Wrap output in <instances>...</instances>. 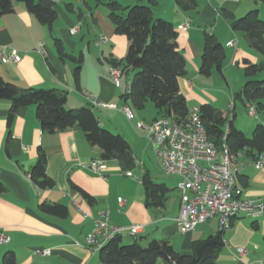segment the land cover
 Segmentation results:
<instances>
[{"label":"crops","instance_id":"obj_1","mask_svg":"<svg viewBox=\"0 0 264 264\" xmlns=\"http://www.w3.org/2000/svg\"><path fill=\"white\" fill-rule=\"evenodd\" d=\"M52 1L55 3L57 0ZM160 2L148 0L147 4L152 8L154 18L167 20L176 29V44L186 61V75L179 79V89L188 109L199 108L202 104L216 108L218 103L217 97L210 93L211 89L202 86L204 81L199 75L205 34H212L225 48L221 75L225 81L226 64L240 62L242 71L243 60L263 64L253 53L256 51L250 48L246 36L233 32L221 14L224 10L239 18L257 8L264 22L260 16L262 3L256 0H196V8L185 12L173 0H164V4ZM137 3L146 2L136 0ZM55 10L57 19L51 29L41 24L21 3H15L12 13L0 17V53L7 54L13 50L20 56L16 63H2L0 59V78L20 89L65 91L67 109L91 107L103 129L121 135L128 142L131 164L123 169L116 160H111L105 162L101 173L83 169L79 164L99 160L100 151L89 145L79 127L44 133L37 122L34 106H27L18 108L8 128L6 118L10 103L1 100L0 183L5 190L0 194V234L7 236L8 241L0 242V264L7 252H13L15 264H101L98 250L86 245V237L92 229L91 218L101 210L108 211L110 224L117 227L130 224L143 226V232L136 237L123 232V244L137 243L145 247L152 240H162L175 251L189 252L192 242L220 232V222L215 217L188 234L179 232L175 223L180 206L179 194L170 195V176L165 175L163 182L153 181L154 172L149 167L158 166L156 156L145 134L136 129L138 122L151 123L160 115L156 112L157 115L145 120L147 116L143 112L146 106L142 110L132 107L134 111L129 108L131 103L125 96L131 80L130 73H127L124 83L122 74L118 83L110 78L108 59L122 56L123 45L128 46L127 40L118 37L105 14L98 11L92 24L98 31L99 42L95 52L90 53L82 45L85 36L77 35L82 18H76L75 11L66 10L62 4H56ZM186 23L189 24L186 31L177 28ZM57 41L62 46V52L57 50ZM229 42L234 43L227 46ZM76 67H79L77 80L74 75ZM226 84L228 86L227 81ZM90 96L116 108L93 107L87 100ZM123 107L131 110V120L122 113ZM146 111L149 112V109ZM219 111L227 116L228 110ZM235 116L234 109L233 122L236 126ZM261 123L264 124V121ZM39 149L46 156V173L52 180V188L47 191L39 190L30 179V170L36 163ZM251 162L252 158L245 153L234 157L232 173L236 186L241 190L243 199H263L264 170L254 169ZM135 167L140 169V179L135 174L130 176ZM145 175L152 183L163 184L168 189L158 207L145 203L146 195L141 183ZM175 182L172 186L179 193ZM74 186L93 197L94 203L89 205L73 189ZM119 198L123 199L122 204L118 202ZM44 202L64 206L66 216L60 218L42 213L39 206ZM222 238L224 244L218 253L219 264H264V215L258 220L235 217L229 230L222 232ZM237 248H243L245 255L240 256ZM38 250H48L50 254L41 255Z\"/></svg>","mask_w":264,"mask_h":264},{"label":"trees","instance_id":"obj_2","mask_svg":"<svg viewBox=\"0 0 264 264\" xmlns=\"http://www.w3.org/2000/svg\"><path fill=\"white\" fill-rule=\"evenodd\" d=\"M182 11H193L196 0H173ZM264 4V0H256ZM15 3H21L41 24L51 29L57 19L55 3L52 0H0V17L13 12ZM108 19L114 33L125 36L128 46L124 58L108 59L110 68L118 69L120 75L132 73L125 96L136 110H142L151 103L160 115L159 118L180 122L187 115L188 108L179 89V79L186 75V61L176 44L177 32L172 23L154 18L152 8L142 4L122 6L117 0L106 4ZM222 16L229 22L233 32L243 33L252 50L264 55V22L257 8H252L243 16H234L224 10ZM59 52L62 46L56 42ZM225 48L212 34H205L200 56L199 75L209 77L213 71L222 75L225 61ZM121 64L123 66H121ZM261 64L243 60L245 81L236 97L243 106L252 105L257 115L264 116V76ZM79 67L74 75L78 79ZM67 94L60 90L20 89L0 78V101L10 103L6 124L9 128L18 108L34 106L39 127L44 133L63 132L79 127L86 141L100 151L104 162L116 160L123 169L131 164L128 142L119 134L101 127L92 108L67 109ZM230 112L224 116L210 104L199 106L200 118L209 140L221 150L223 145L235 157L245 153L252 160L264 152V124L258 122L251 137H247L234 125L235 99ZM30 179L39 190L52 188V180L46 173V156L38 150L36 163L30 170ZM146 195V204L156 207L162 204L168 189L163 184L152 183L148 176L141 179ZM245 183V182H244ZM89 204L93 197L73 187ZM5 188L0 183V194ZM39 210L47 215L64 218L67 210L58 204L42 203ZM222 231L209 235L203 240L191 243L189 252H178L166 241L152 240L145 247L137 243L123 244L121 236H115L98 249L101 264H219L218 253L223 247ZM2 264H15L13 252L4 254Z\"/></svg>","mask_w":264,"mask_h":264},{"label":"built area","instance_id":"obj_3","mask_svg":"<svg viewBox=\"0 0 264 264\" xmlns=\"http://www.w3.org/2000/svg\"><path fill=\"white\" fill-rule=\"evenodd\" d=\"M189 24H183L177 28L186 31ZM74 33V31H71ZM234 42L227 43V46ZM2 63L18 62L20 56L16 51L0 53ZM110 78L118 83L120 71L110 68ZM93 107L113 108L87 98ZM232 107V106H231ZM128 120L133 114L128 107L121 109ZM248 114L257 117L252 105L248 106ZM137 131L145 134V138L151 144L159 169L167 176L177 178V190L179 192V212L175 223L181 234H188L195 228L217 217L221 231L229 230L232 219L237 216L258 220L264 215L263 199H243L241 190L237 188L232 173L234 157L231 156L223 145L221 150L209 140L203 127L199 108L188 109L184 120L180 122L170 119L158 118L151 123L138 122ZM256 170H264V152L258 154L251 162ZM79 166L93 173H101L105 169V162L101 159L90 160ZM128 174V173H127ZM122 204L123 199H118ZM85 217H89L85 214ZM92 219L91 232L86 237V245L91 249H100L106 242L115 236H121L126 232L130 237H136L143 232V226L130 224L127 227H117L110 224L107 210L98 211ZM8 237L0 234V242L6 243ZM38 254L49 255L48 250H38ZM240 256L246 251L237 248Z\"/></svg>","mask_w":264,"mask_h":264},{"label":"rangeland","instance_id":"obj_4","mask_svg":"<svg viewBox=\"0 0 264 264\" xmlns=\"http://www.w3.org/2000/svg\"><path fill=\"white\" fill-rule=\"evenodd\" d=\"M75 1L77 0H68V1H64V0H57L55 2V7L56 4L58 6H60L62 4V6L64 8H66V10L70 11L73 10L75 11V17L76 18H82V22L79 25V31L77 33L78 36H85V41L82 44L84 46L85 50H89L90 53L95 52V47H96V43L99 40V36H98V31L97 29L94 28L93 26V20H96V14L99 11L101 14L104 13L106 16V20L108 21V23L111 25L109 19H108V9L106 4L108 3L109 0H80L78 2V4L75 3ZM122 6H131L136 4V0H117ZM148 0H145V6H148L149 4H147ZM164 0H161L160 4H164L163 2ZM200 1V0H199ZM137 4H141V3H137ZM261 9V13L260 16L264 18V4H261L260 8ZM209 32V31H208ZM121 37L123 39H126L125 36H118ZM99 42V41H98ZM109 47V46H107ZM97 49H99L97 47ZM126 49H127V45H123L122 47V56L118 55L117 60L121 61L124 58V55L126 53ZM115 50V48H114ZM255 53V55L263 62V64H261L262 66V73L261 75H259V78H263L264 76V55L259 54L257 52H253ZM108 57V56H106ZM229 57V54L227 53V58ZM255 64H259V62L255 63ZM121 66H123L121 64ZM121 71V70H120ZM130 75L132 76V73L129 72ZM126 73L122 74V83H124V81L126 80V78H128L126 76ZM129 75V74H128ZM129 75V76H130ZM202 77V76H201ZM224 77L226 78V81L228 83V86L226 84L225 79L222 78V76L220 74H218L216 71H213L212 74L209 77H202V80L204 81L202 83V86H207L208 88H210V93H212L213 95H215L217 97L218 103L216 105V108H218V110H221L223 112H226L228 110V112H230L231 110V106L233 104V100L235 99L234 105H235V124L236 127L240 130H242V132L249 138L252 135L253 129L255 124H257L258 122H263L264 118L262 114L257 115V117H252L249 116L248 114V107H244L243 104L240 102V100L236 97L237 93H239L243 82H244V77H243V71H242V65L239 62L238 64H232V65H228L226 64V67L224 69ZM194 83V81H192ZM195 84V83H194ZM197 84V83H196ZM225 92V94H221ZM129 108L132 109V111H134V109L132 108L133 106H131L130 104L128 105ZM146 110L149 109V112H147L146 110L143 112L146 119L148 120L149 118H151L154 114L157 115L156 110H154V107L151 103H146ZM134 113V112H133ZM116 134V133H114ZM153 167V168H152ZM152 167H149L153 170L154 172V176L152 179L155 182H163V177L165 178V174L159 169L158 166L153 165ZM134 172V173H133ZM133 172L131 173L130 176H133L132 174H135L136 177H138V179H140L141 173H140V169L138 167H135ZM168 188L170 190V195L172 197L178 195L179 193H177L175 191V189L173 188V184L175 181H177L176 177H168ZM139 183V182H137ZM176 183V182H175ZM176 187H177V183H176ZM139 188H141V185H139Z\"/></svg>","mask_w":264,"mask_h":264},{"label":"bare ground","instance_id":"obj_5","mask_svg":"<svg viewBox=\"0 0 264 264\" xmlns=\"http://www.w3.org/2000/svg\"><path fill=\"white\" fill-rule=\"evenodd\" d=\"M118 108V107H117Z\"/></svg>","mask_w":264,"mask_h":264}]
</instances>
